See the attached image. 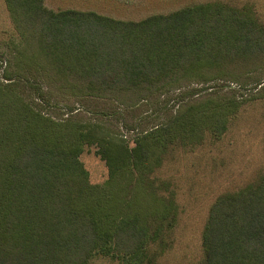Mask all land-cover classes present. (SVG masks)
Masks as SVG:
<instances>
[{
  "label": "trees",
  "instance_id": "obj_1",
  "mask_svg": "<svg viewBox=\"0 0 264 264\" xmlns=\"http://www.w3.org/2000/svg\"><path fill=\"white\" fill-rule=\"evenodd\" d=\"M5 3L29 61L27 74L0 84V152L6 143L12 149L0 164V264H89L97 254L148 264L149 245L177 210L168 182L152 176L172 147L226 132L237 91L221 96L210 83L261 85L264 26L248 6L221 2L139 21L55 12L44 0ZM29 91L43 102L51 93L71 97L81 108L54 120L35 109ZM172 91L180 106L167 124L133 147L112 139L141 127L142 107ZM89 144L108 168L99 186L80 160ZM202 247V264H264V175L215 200Z\"/></svg>",
  "mask_w": 264,
  "mask_h": 264
},
{
  "label": "rangeland",
  "instance_id": "obj_2",
  "mask_svg": "<svg viewBox=\"0 0 264 264\" xmlns=\"http://www.w3.org/2000/svg\"><path fill=\"white\" fill-rule=\"evenodd\" d=\"M212 2L237 8L248 6L264 26V0H48L53 8L90 10L127 21H139L157 14L166 15L182 8ZM23 40L9 17L0 12L2 85L10 83L8 79L14 80L18 73L27 74L24 68L29 60L22 56ZM256 82L243 86L234 82L210 83L213 87L211 92L221 96L230 88L237 91L235 101L239 103L238 110L229 120L226 132L222 136L206 134L204 141L196 146L172 147L165 155L162 165L155 170L152 179L168 182L169 190L174 193L177 210L171 220L164 222L166 226V223L173 221L169 230H165L157 242L149 245L148 254L152 260L148 264H202V233L212 204L220 195L238 192L255 184L264 175V78L261 85L258 86V81ZM189 91L191 90L180 92H184L187 98L186 93ZM29 93V102L35 109L54 120L66 119L81 108L80 103L71 97L63 100L51 93L47 96L48 101L43 102L32 91ZM177 95L178 92L172 91L154 103H148L146 107L144 105L140 116L141 127L131 132L123 130L121 135L112 136V139L121 144L123 138L126 144L133 147L137 136H144L152 128L167 124L170 110L179 109L180 99ZM59 104L63 105L62 110H58ZM8 108L7 105L6 109ZM12 108L14 109L13 105ZM143 122L150 123L143 129ZM90 123L94 127L98 126L94 118H91ZM99 136L109 135L101 131ZM7 144L4 145V151L0 152L1 165L12 152ZM97 151L96 144L87 145L80 160L89 173L91 184L99 186L107 180L108 168ZM133 178L137 177L134 175ZM89 264L126 262L122 257L113 256L111 259L97 254Z\"/></svg>",
  "mask_w": 264,
  "mask_h": 264
},
{
  "label": "crops",
  "instance_id": "obj_3",
  "mask_svg": "<svg viewBox=\"0 0 264 264\" xmlns=\"http://www.w3.org/2000/svg\"><path fill=\"white\" fill-rule=\"evenodd\" d=\"M44 5L45 7H47L48 9L52 10V11H62V10H77V11H90V10H80V9H58V8H53V7H50L49 3H48V0H44ZM0 12H3L4 14H6L7 17H9L10 21H11V18H10V15H9V12H8V9H7V6H6V3H5V0H0ZM90 12H95V11H90ZM97 13V12H96ZM99 14V13H98ZM101 15V14H100ZM105 16V15H104ZM112 18V17H111ZM115 19V18H114ZM11 24L13 25L12 21H11ZM14 27V26H13Z\"/></svg>",
  "mask_w": 264,
  "mask_h": 264
}]
</instances>
